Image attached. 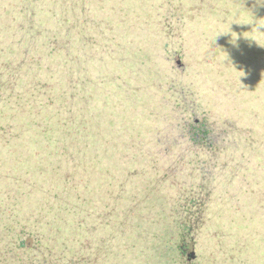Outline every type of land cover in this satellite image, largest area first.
<instances>
[{
  "label": "rangeland",
  "instance_id": "1",
  "mask_svg": "<svg viewBox=\"0 0 264 264\" xmlns=\"http://www.w3.org/2000/svg\"><path fill=\"white\" fill-rule=\"evenodd\" d=\"M21 229L78 264H264V0H0V264L42 262Z\"/></svg>",
  "mask_w": 264,
  "mask_h": 264
},
{
  "label": "trees",
  "instance_id": "2",
  "mask_svg": "<svg viewBox=\"0 0 264 264\" xmlns=\"http://www.w3.org/2000/svg\"><path fill=\"white\" fill-rule=\"evenodd\" d=\"M188 95L191 97V94H188ZM103 97H106V96H103ZM104 100H105V98H104ZM186 108L189 109V115H190L189 122H188V120H183V119L181 120L180 119V120H178L177 124L174 125L173 129L179 130L181 132V136L183 138H185V140L190 144V146H194V147H198V148H204V149H206L205 152H213L214 151L213 142H214V139H216L215 138L216 136L213 132V129L210 128L211 126L208 124L207 119L197 121L196 119H194L195 116L193 115L194 114L193 106L186 107ZM190 110L192 112V115H191ZM155 140L157 141L159 139L156 138ZM179 140H181V138ZM142 142H143V148L146 146V144H147V146H149V149L152 148V152H148L146 155L143 152V154L145 156L151 155L153 158H155V156H157V151H156V149H157L156 145L157 144L154 141V139L146 141V139L143 138ZM148 143H149V145H148ZM141 146H142V144L140 143L138 145V151H140V152H141ZM140 152H139V154H141ZM196 163H197V161H196ZM196 163L192 164L193 168H194L193 170L198 169V171H199L200 168L197 167L198 163L197 164ZM187 165H188V163H187ZM190 170H191V168H190ZM186 171H188V169H186ZM180 174H181V172L176 173V175L178 177H180ZM180 181H182V178L177 183V187H178V189L182 190L181 188H179L178 185L183 186L186 183L180 182ZM183 189L185 190L186 188H183ZM175 230H177V228ZM187 230H188V227L186 224L183 225L182 229L177 230V232L179 231V236L177 237V239L179 241H182L183 239L185 240L186 236L184 234ZM16 236L18 239L16 249L21 250L22 252L33 251L34 254H39L40 256L38 255V258H40L42 260V262L39 261L37 264H48V261L51 262V264H58L62 261L64 262L63 264H78L83 260L79 257H78V259H75L74 257L66 258V257L60 256L58 254V251H57L58 243H59V245L63 246L64 244L67 243V241H68L67 239H64V240H61L60 238L54 239L51 242L52 245L48 244V243H44L42 245H39V242L37 241L36 245L32 244L34 246L29 247L27 245H24L25 242H24V240H22V238L25 236H31V234L29 235L28 233H26L25 231H23L21 229L20 231L18 230L16 232ZM78 243H79V241H77V243H76L78 251H81V248L82 249L89 248V249L93 250V248L91 246L85 245V248H84V246L82 247L80 245L81 242L79 244ZM180 249L182 250V247H180ZM35 257H37V256H34V258ZM194 258H195V255L192 259H194ZM189 260H191V259H189ZM31 262H29V263H31Z\"/></svg>",
  "mask_w": 264,
  "mask_h": 264
},
{
  "label": "water",
  "instance_id": "3",
  "mask_svg": "<svg viewBox=\"0 0 264 264\" xmlns=\"http://www.w3.org/2000/svg\"><path fill=\"white\" fill-rule=\"evenodd\" d=\"M194 257V253L192 252L190 255H189V259H192Z\"/></svg>",
  "mask_w": 264,
  "mask_h": 264
}]
</instances>
